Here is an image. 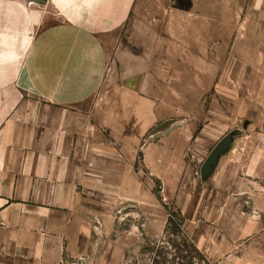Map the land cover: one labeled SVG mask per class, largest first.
<instances>
[{"label": "crops", "instance_id": "obj_1", "mask_svg": "<svg viewBox=\"0 0 264 264\" xmlns=\"http://www.w3.org/2000/svg\"><path fill=\"white\" fill-rule=\"evenodd\" d=\"M185 1L157 14L150 0H0V264H127L150 237L147 227L117 228L133 200L131 149L127 135L104 134L95 98L106 89L156 99L163 87L149 77L164 75L166 59L168 70L189 61L172 75H230L241 57L212 23L196 19L188 39L173 36L166 14L198 15ZM248 57L242 65L256 69ZM196 81L190 90H210ZM169 121L148 137L180 123Z\"/></svg>", "mask_w": 264, "mask_h": 264}, {"label": "rangeland", "instance_id": "obj_2", "mask_svg": "<svg viewBox=\"0 0 264 264\" xmlns=\"http://www.w3.org/2000/svg\"><path fill=\"white\" fill-rule=\"evenodd\" d=\"M176 3L150 0L149 5L160 14ZM186 3L196 4L198 15L166 14L173 36L188 39L197 31L196 19L212 23L213 36H223L229 50L241 57L230 75H172L176 64L180 69L189 61L175 60L168 70L171 61L166 59L164 75L149 77L150 83L163 87L156 99L106 89L95 98L104 134L127 135L131 149L133 200L116 212L117 228L147 227L150 235L127 251V264H216L226 258L236 264H264V0ZM248 55L258 60L256 69L242 65ZM194 79L204 86L209 79L210 90H190ZM173 119L180 123L165 132L167 136L148 137ZM225 135L227 158L206 169L205 159ZM171 211L184 220L176 234L168 226ZM108 238L101 236L102 245ZM186 242L196 246L205 261Z\"/></svg>", "mask_w": 264, "mask_h": 264}, {"label": "trees", "instance_id": "obj_3", "mask_svg": "<svg viewBox=\"0 0 264 264\" xmlns=\"http://www.w3.org/2000/svg\"><path fill=\"white\" fill-rule=\"evenodd\" d=\"M184 225V220L180 217L179 213H176L174 211H171L169 213V219H168V226L172 232V234H176V229L178 230V228H182V226ZM149 244L148 243V248H149ZM186 247L188 249H191L192 252H194L196 255H198L199 257H201L203 259V261H205L204 256L202 255V253L196 248V246H194L193 244H191L190 242H186ZM190 264H194L192 261L190 262Z\"/></svg>", "mask_w": 264, "mask_h": 264}, {"label": "water", "instance_id": "obj_4", "mask_svg": "<svg viewBox=\"0 0 264 264\" xmlns=\"http://www.w3.org/2000/svg\"><path fill=\"white\" fill-rule=\"evenodd\" d=\"M171 124H172V121L166 122L164 125H162L161 127L157 128L153 133H157L158 131L162 130L164 127H168ZM228 140H229V136L223 141L222 144L218 145L215 148V150L211 153L210 157L207 159L206 163L204 164V167L206 169L210 168L212 170L213 167H215L217 165V159L219 157V154L222 151H224V149L227 148Z\"/></svg>", "mask_w": 264, "mask_h": 264}]
</instances>
